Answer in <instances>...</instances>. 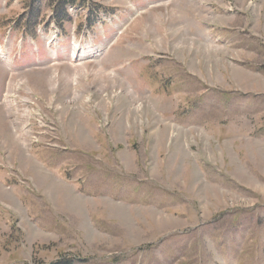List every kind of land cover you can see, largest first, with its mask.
Listing matches in <instances>:
<instances>
[{
    "label": "rangeland",
    "instance_id": "rangeland-1",
    "mask_svg": "<svg viewBox=\"0 0 264 264\" xmlns=\"http://www.w3.org/2000/svg\"><path fill=\"white\" fill-rule=\"evenodd\" d=\"M64 1L0 0V264H264V4Z\"/></svg>",
    "mask_w": 264,
    "mask_h": 264
},
{
    "label": "crops",
    "instance_id": "crops-1",
    "mask_svg": "<svg viewBox=\"0 0 264 264\" xmlns=\"http://www.w3.org/2000/svg\"><path fill=\"white\" fill-rule=\"evenodd\" d=\"M198 1H200V2H202V3H208V4H212V3H214V4H218V5H220V6H222V7H225V6H223V4L221 3V2H219V1H217V0H198ZM186 2L188 3V4H190V0H186ZM259 2H262L263 4H264V0H259ZM258 2V3H259ZM180 4V3H179ZM179 4H177V5H174V4H170V6L169 7H171L170 9H169V11H170V13L172 12V14H171V17H170V24H171V18L172 17H174V16H176L177 18H179L180 17V14L178 13V12H176V11H174V10H177L179 7ZM253 3H249L248 4V6L246 5L245 6V9L249 12H251V10H252V12L251 13H253ZM205 17H207V18H209V16H205ZM213 19V18H212ZM167 21V20H166ZM211 22H215V19H213V21H211ZM155 40H156V42L157 43H159V39L158 38H155ZM159 45V44H158ZM173 49H175V47H172V50ZM177 131V130H176ZM170 132H172V131H170ZM180 132H179V130L177 131V134L176 135H178ZM185 137V136H184ZM205 145H207L206 143H205Z\"/></svg>",
    "mask_w": 264,
    "mask_h": 264
},
{
    "label": "bare ground",
    "instance_id": "bare-ground-1",
    "mask_svg": "<svg viewBox=\"0 0 264 264\" xmlns=\"http://www.w3.org/2000/svg\"><path fill=\"white\" fill-rule=\"evenodd\" d=\"M90 52H88V54H89ZM75 53L73 52V58H75V60H78L81 56H82V52H80V54H78L77 53V55L75 54ZM72 58V57H71ZM72 58V59H73ZM84 58H85V56H84ZM77 76V75H76ZM112 77V76H111ZM76 84H77V82H76V77L74 78V80H73V86H76ZM55 85H56V77L54 76V83H53V88L55 87ZM9 86V85H8ZM56 88H57V86H56ZM52 90H55V89H52ZM77 97H79V96H77ZM87 99V98H86ZM5 102V101H4ZM6 103H7V106L9 105V101H7V99H6ZM5 103V104H6ZM6 106V105H5ZM10 106H11V104H10ZM8 110H10V109H8ZM135 110H137L136 112H140V110H142V106H140V105H138L137 107H136V109ZM177 129L175 128V129H173V131L171 132V134L172 135H174V136H176V134H177V131H176ZM22 131V130H21ZM14 132H15V130H14ZM15 134H16V136L17 137H15V139H16V141L17 140H19V138H21L22 136H23V134L24 135H27V136H30L31 135V133H30V131L29 130H26V131H23V133L22 134H18V133H16L15 132ZM22 135V136H21ZM23 138H26V136H24ZM21 140V139H20ZM31 141H30V139L28 138V140H27V142H25V143H23L24 144V146H26L27 147V145L30 143Z\"/></svg>",
    "mask_w": 264,
    "mask_h": 264
},
{
    "label": "trees",
    "instance_id": "trees-1",
    "mask_svg": "<svg viewBox=\"0 0 264 264\" xmlns=\"http://www.w3.org/2000/svg\"><path fill=\"white\" fill-rule=\"evenodd\" d=\"M67 4H73V0H66L63 2L62 7L65 8ZM51 264H72L71 261L69 260H59L55 263H51Z\"/></svg>",
    "mask_w": 264,
    "mask_h": 264
}]
</instances>
